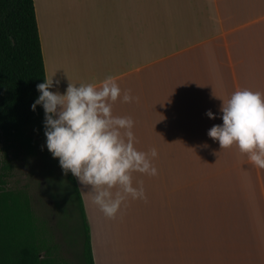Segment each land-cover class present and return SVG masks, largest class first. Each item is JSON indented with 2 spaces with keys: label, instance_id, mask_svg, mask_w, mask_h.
<instances>
[{
  "label": "crops",
  "instance_id": "0c3cea01",
  "mask_svg": "<svg viewBox=\"0 0 264 264\" xmlns=\"http://www.w3.org/2000/svg\"><path fill=\"white\" fill-rule=\"evenodd\" d=\"M33 2L52 90L116 78L138 100L113 115L158 151L156 176L133 174L147 199L114 219L74 178L94 264H264V169L208 136L234 91L264 93V0Z\"/></svg>",
  "mask_w": 264,
  "mask_h": 264
},
{
  "label": "clouds",
  "instance_id": "9594fccd",
  "mask_svg": "<svg viewBox=\"0 0 264 264\" xmlns=\"http://www.w3.org/2000/svg\"><path fill=\"white\" fill-rule=\"evenodd\" d=\"M14 43V41L12 42ZM55 81V86H59ZM54 80L37 85L39 97L32 110L41 106L45 113L46 147L65 176L72 174L89 190L91 202L109 219H114L129 199L146 200L143 183L134 184L133 174L156 176L153 159L158 151L136 147L135 121L129 116L113 115V105L138 100L123 92L112 76L99 85L69 83L61 94L53 91ZM223 121L214 125L208 136L221 148L236 146L257 168L264 169V93L237 89L223 101ZM206 115L216 119L211 111Z\"/></svg>",
  "mask_w": 264,
  "mask_h": 264
},
{
  "label": "trees",
  "instance_id": "16d2710c",
  "mask_svg": "<svg viewBox=\"0 0 264 264\" xmlns=\"http://www.w3.org/2000/svg\"><path fill=\"white\" fill-rule=\"evenodd\" d=\"M45 78L33 0H0V264H73V254L77 264H94L82 199L70 172L65 176L62 170L70 191L59 183L61 189L49 192L52 217L36 214L27 187L6 188L12 157L42 155L60 167L46 147L44 110L31 107ZM51 174L49 187H54L60 179Z\"/></svg>",
  "mask_w": 264,
  "mask_h": 264
},
{
  "label": "rangeland",
  "instance_id": "374dc122",
  "mask_svg": "<svg viewBox=\"0 0 264 264\" xmlns=\"http://www.w3.org/2000/svg\"><path fill=\"white\" fill-rule=\"evenodd\" d=\"M8 163L12 167L10 171L8 183L6 185L7 189H17L27 187L31 197V204L33 210L37 215H43L44 213H49L52 217V200L49 198V192L53 193L57 191L59 183H62L64 187L61 190L70 191L71 186L69 182L66 181L65 176L62 173V169L58 166L57 161L52 162L49 157L36 156L32 158H10ZM0 163H4V158L0 154ZM54 172L60 179L58 184L54 187H49L53 181L51 180V172ZM80 241V234L75 233ZM76 246V244L74 243ZM79 245L75 247V252H78ZM76 254V253H75ZM73 264H77L74 254L70 256Z\"/></svg>",
  "mask_w": 264,
  "mask_h": 264
}]
</instances>
